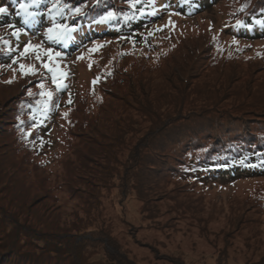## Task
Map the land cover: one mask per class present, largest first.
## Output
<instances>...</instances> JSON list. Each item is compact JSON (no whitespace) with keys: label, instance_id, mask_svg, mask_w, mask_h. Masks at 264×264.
Masks as SVG:
<instances>
[{"label":"rangeland","instance_id":"rangeland-1","mask_svg":"<svg viewBox=\"0 0 264 264\" xmlns=\"http://www.w3.org/2000/svg\"><path fill=\"white\" fill-rule=\"evenodd\" d=\"M209 1L198 12L162 11L123 34H106L94 21L69 32L66 51L49 41L50 19L0 24V105L9 98L0 161L21 174L19 198L46 192L41 209L77 227V238L93 239L83 253L90 264H264V174L225 182L147 177L136 172L140 155L132 157L144 151L147 114L180 84L176 74L191 87L227 89L228 108L241 106L246 90L264 89V36L240 29L237 0ZM23 83L21 94L40 96L58 114L48 113L47 129L31 137L33 126L21 136L10 124L12 85Z\"/></svg>","mask_w":264,"mask_h":264},{"label":"trees","instance_id":"trees-1","mask_svg":"<svg viewBox=\"0 0 264 264\" xmlns=\"http://www.w3.org/2000/svg\"><path fill=\"white\" fill-rule=\"evenodd\" d=\"M237 1L239 6L233 4L232 7L233 12L239 13L241 17L237 20L240 29L252 38L263 37L264 0ZM29 2L30 0H0V7L8 9L6 13H0V24L10 23L13 19L21 20L24 15L20 4ZM53 3L54 0H40L29 11L37 14L35 18L53 21L49 25H67L70 31H78V28L84 26L87 28L92 22L98 21L108 27L103 30L106 34H123L136 25L153 22L162 11L193 13L210 7L208 0H59L60 11L53 10L50 15ZM76 8L81 11L76 13ZM109 11L115 13V17L102 20ZM70 18H74L71 24ZM88 32L96 33L97 30ZM49 41L62 45L63 51L68 49V43H62L63 40ZM5 51L0 46V56ZM180 76L176 74L180 80L179 85L172 87L169 81V87L173 89L171 94L163 96L164 104L147 114L153 122L144 137V151L141 153V149L133 150V159L140 155L136 162H142L138 164L136 172H142L143 176L158 174L164 177L170 174L180 178L194 177L200 181L221 182L264 174V89L246 90L239 100L241 106L228 108L233 104H222L227 89L219 91L212 87L214 84L210 87H207L208 84L205 87H191ZM23 85L25 83L12 85L18 90L15 92L12 108L13 115H16L11 117L10 124L12 128L20 126V135L22 128L33 126L36 130L28 132L31 137L47 129L48 113L56 117L58 114L56 111L52 113L49 104H45L40 96L21 94ZM175 89L177 91L173 92ZM188 99L193 100V104H190L191 101L187 102ZM8 102L9 98L7 105ZM4 104L0 105V124L3 126L8 118L4 115L7 106H3ZM22 139L26 140L25 137ZM27 145L29 147V141ZM26 152L29 154L30 151ZM13 166L15 164L11 161H0V264H90L92 261L88 262L83 253L92 250L90 241L93 239H81V236L77 238L81 233L75 229L77 227L73 224L65 227L62 224L65 219L59 218L52 209L42 210L43 206L40 204L45 201L41 198L46 192L38 196L39 204L35 198L30 201L25 196L19 198L14 186L22 178L17 169L11 170ZM137 178L143 179L141 176ZM93 205L90 201L89 206ZM91 211L92 208L89 212ZM27 216L32 219H27ZM86 230L88 229L84 231ZM66 235L69 237H64ZM31 244L41 251L30 248ZM116 244L122 250V244ZM56 253L67 255L56 256ZM47 256L49 261L44 259Z\"/></svg>","mask_w":264,"mask_h":264},{"label":"snow or ice","instance_id":"snow-or-ice-1","mask_svg":"<svg viewBox=\"0 0 264 264\" xmlns=\"http://www.w3.org/2000/svg\"><path fill=\"white\" fill-rule=\"evenodd\" d=\"M39 2H40V0H30L29 3H21L20 4V9L24 15L25 23H35L36 22L35 17L37 14L30 12L29 8H31L34 4H38ZM65 7H67V6H65ZM53 10H55L57 12L60 11L59 0H54L53 9L50 10V15H51V12ZM7 11H8L7 8L0 7V13H6ZM74 11L76 13H79L81 11V9L76 8ZM114 17H115V13L109 11L107 13V15L103 16L101 19L102 20H108V19H112ZM18 32H19V30H17L16 34H18ZM69 32H70V29L68 28L67 25L55 24V25H53V27H50L48 29V33H49L48 39L49 40H55V41H62V40L67 39L69 37ZM27 51H28V48L26 47L25 52H27ZM48 51L50 52L51 50H48ZM21 69L24 70L25 66L21 65ZM29 70H31V69H29ZM94 83H95V81H94Z\"/></svg>","mask_w":264,"mask_h":264}]
</instances>
